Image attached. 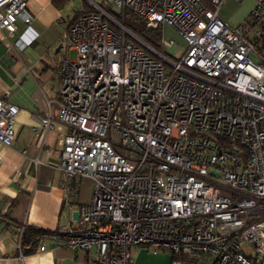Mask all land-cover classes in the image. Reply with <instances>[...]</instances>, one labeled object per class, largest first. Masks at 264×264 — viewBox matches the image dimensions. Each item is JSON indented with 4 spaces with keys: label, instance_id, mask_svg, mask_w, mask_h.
I'll return each mask as SVG.
<instances>
[{
    "label": "built area",
    "instance_id": "obj_1",
    "mask_svg": "<svg viewBox=\"0 0 264 264\" xmlns=\"http://www.w3.org/2000/svg\"><path fill=\"white\" fill-rule=\"evenodd\" d=\"M224 1L112 0L147 27L175 28L177 58L98 4L70 24L58 60L56 118L68 127L59 166L93 189L53 241L96 264H129L135 244L190 262L264 264V36L221 18ZM254 2L259 21L264 0ZM31 19L27 0H0V29ZM9 95L0 93L5 146L18 112ZM38 122L52 127L49 115Z\"/></svg>",
    "mask_w": 264,
    "mask_h": 264
},
{
    "label": "crops",
    "instance_id": "obj_2",
    "mask_svg": "<svg viewBox=\"0 0 264 264\" xmlns=\"http://www.w3.org/2000/svg\"><path fill=\"white\" fill-rule=\"evenodd\" d=\"M235 1L225 0L218 9L229 24L239 22L232 19L235 8L246 14L255 4ZM27 4L32 17L28 27L18 20L13 32L0 29V93L9 90V100L18 107L13 143H0V264H96L89 252L50 237L54 233L63 237L75 226L80 206L90 201L93 189L90 177L68 178L59 166L60 139L68 127L56 118L58 60L61 43L69 41L67 30L79 14L92 11L96 4L114 6L112 0H27ZM69 52L75 54L73 49ZM45 115L51 117L49 129L38 122ZM129 264L203 263L135 244Z\"/></svg>",
    "mask_w": 264,
    "mask_h": 264
},
{
    "label": "rangeland",
    "instance_id": "obj_3",
    "mask_svg": "<svg viewBox=\"0 0 264 264\" xmlns=\"http://www.w3.org/2000/svg\"><path fill=\"white\" fill-rule=\"evenodd\" d=\"M237 2L238 4H241L242 2H239V1H235ZM254 8V6H253ZM252 8V9H253ZM118 8L116 7H113L112 10H114L115 12H118L117 10ZM250 9L246 14H244V11L242 8H235L233 11H232V19H239V22L237 24H233V23H230L231 26L233 27H237V26H244V25H247L249 28L248 30V35L250 37H253L256 32H260L264 29V18H262L261 20L259 21H254L251 19L250 17V13H251V10ZM244 14V15H243ZM243 15V16H242ZM116 19L120 20V18H118L117 15H115ZM126 25L128 27V29H130L131 31H133L134 33H136L137 35H141L143 36L146 40H148V42L154 47L156 48L157 50L159 51H162L164 52L167 56L171 57V58H177L180 53L182 52L183 50V41H182V38L180 37V35L178 34L177 30L169 25H166L167 27H158V40L156 39L155 36H150L149 34H146L144 35L143 33V29L144 27L146 28V25H145V20L143 19H140V18H136L134 15H132L131 13L127 14L126 15ZM227 22V21H226ZM228 23V22H227ZM229 24V23H228ZM156 31V32H157ZM164 38V39H170L172 38L176 45L178 47H171L169 48L168 46L162 48L160 46V39ZM171 51H174V53H171ZM72 57L74 56V52H72L70 54Z\"/></svg>",
    "mask_w": 264,
    "mask_h": 264
},
{
    "label": "trees",
    "instance_id": "obj_4",
    "mask_svg": "<svg viewBox=\"0 0 264 264\" xmlns=\"http://www.w3.org/2000/svg\"><path fill=\"white\" fill-rule=\"evenodd\" d=\"M105 9H107V11L110 13V15L114 18V19H116L115 17V15H117L118 16V18H120L121 19V21L126 25V22H125V20H126V15L127 14H129L130 12H128L127 10H125L124 12H115L114 10H112V9H110L109 7H105ZM94 10V9H93ZM133 15V14H132ZM116 20H118V19H116ZM120 21V20H119ZM247 26V25H246ZM126 27H127V25H126ZM128 28V27H127ZM158 27L157 28H152V27H147L146 26V28L144 27V29L142 30L143 31V33H144V35H146V34H149L150 36H155L156 37V39L158 40L159 38V36H158ZM157 31V32H156ZM133 32V31H132ZM261 32H263V34H261L262 36H264V29L261 31ZM134 33V32H133ZM135 35H137L136 33H134ZM139 38H141V39H143L144 41H146L147 43H149L148 42V40H146L143 36H141V35H137ZM150 44V43H149Z\"/></svg>",
    "mask_w": 264,
    "mask_h": 264
}]
</instances>
